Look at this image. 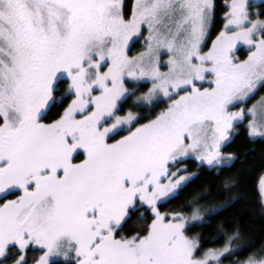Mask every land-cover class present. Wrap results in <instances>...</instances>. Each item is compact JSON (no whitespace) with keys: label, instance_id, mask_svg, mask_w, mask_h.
Masks as SVG:
<instances>
[{"label":"snow or ice","instance_id":"snow-or-ice-1","mask_svg":"<svg viewBox=\"0 0 264 264\" xmlns=\"http://www.w3.org/2000/svg\"><path fill=\"white\" fill-rule=\"evenodd\" d=\"M224 7L215 31V0H0V264H264L234 220L191 234L237 198L161 211L239 127L264 140V0Z\"/></svg>","mask_w":264,"mask_h":264},{"label":"trees","instance_id":"trees-1","mask_svg":"<svg viewBox=\"0 0 264 264\" xmlns=\"http://www.w3.org/2000/svg\"><path fill=\"white\" fill-rule=\"evenodd\" d=\"M134 0H126L131 5ZM216 8V25L215 31H218L223 23L224 0H215ZM215 31L212 34L214 39ZM264 94V89L260 90L254 99ZM253 99V100H254ZM164 107V105H160ZM159 111V108L156 109ZM145 114H148L147 112ZM223 151L234 153L240 157L234 167H225L219 174L210 171L207 168L199 169V178L195 180L180 197L172 200L161 207V211L179 210L193 197L198 196L205 190H210V195L206 196L202 203L210 207L223 204L230 197L237 198L233 206L222 215L214 217L211 224L194 226L191 234H201L206 247H219L223 244L224 238L217 240L214 244L213 238L219 235V226L224 221H235L244 233L246 239L257 242H264V203L261 200L258 191V178L264 173V140L259 138H250L243 126L238 128V134L234 136L233 141L224 147ZM186 167L190 172L197 171L198 165L195 161H188ZM237 176L242 177L238 181V187L225 186V182L234 180ZM188 211L189 209H184ZM135 217L125 225V232L132 234L139 229L134 226ZM150 222V221H149ZM229 230L231 226H228ZM30 255L39 256L40 253H30ZM247 253L239 254V258ZM11 264V262H9ZM31 264L32 261L30 260ZM225 264H231L230 260Z\"/></svg>","mask_w":264,"mask_h":264},{"label":"rangeland","instance_id":"rangeland-1","mask_svg":"<svg viewBox=\"0 0 264 264\" xmlns=\"http://www.w3.org/2000/svg\"><path fill=\"white\" fill-rule=\"evenodd\" d=\"M254 2H255L257 5L260 4V0H254ZM142 43H143V41H141L139 44H137L136 47H135L134 50H133V53H131V54H134L136 50H139L140 47H141V45H142ZM262 95H264V94H262ZM257 99H259V97H257ZM255 100H256V99L252 100L250 103H254ZM249 106H250V104H249ZM9 264H10V263H9ZM29 264H30V263H29ZM31 264H32V263H31Z\"/></svg>","mask_w":264,"mask_h":264},{"label":"water","instance_id":"water-1","mask_svg":"<svg viewBox=\"0 0 264 264\" xmlns=\"http://www.w3.org/2000/svg\"><path fill=\"white\" fill-rule=\"evenodd\" d=\"M264 203V202H263Z\"/></svg>","mask_w":264,"mask_h":264}]
</instances>
